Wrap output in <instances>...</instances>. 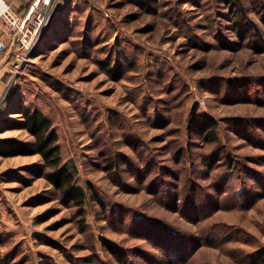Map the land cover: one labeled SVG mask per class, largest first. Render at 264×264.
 <instances>
[{
	"label": "rangeland",
	"instance_id": "rangeland-1",
	"mask_svg": "<svg viewBox=\"0 0 264 264\" xmlns=\"http://www.w3.org/2000/svg\"><path fill=\"white\" fill-rule=\"evenodd\" d=\"M240 2L255 30L237 27L226 0H51L29 48L11 31L0 49V138L32 141L15 111L41 110L88 199L82 219L42 176L39 154L0 156L6 264H124L100 236L132 264H166L149 221L230 240L176 264H246L264 247V0ZM194 108L218 120L217 143L189 128ZM191 201L209 216L194 219Z\"/></svg>",
	"mask_w": 264,
	"mask_h": 264
},
{
	"label": "trees",
	"instance_id": "trees-1",
	"mask_svg": "<svg viewBox=\"0 0 264 264\" xmlns=\"http://www.w3.org/2000/svg\"><path fill=\"white\" fill-rule=\"evenodd\" d=\"M37 1V0H36ZM226 3L233 7V10L237 14V21L234 23L238 28L242 26L249 27L250 30H255V24L250 23L244 15L243 6L240 0H226ZM32 9V4L28 6L25 12L21 13L23 18H26ZM12 44L15 45L18 41L15 38V34L12 36ZM18 43V42H17ZM11 44V45H12ZM1 57V54H0ZM4 80V78H3ZM9 99L4 100L3 105L0 107V121H3V115L8 110ZM18 114V118L14 120L16 124H19L24 128L30 136L33 137L32 141H23L12 137L0 138V156L9 157L19 154H39L42 159L41 174L58 192L60 198L67 204L75 207L79 213L80 218L85 217V204L88 199V192L84 186L77 182V167L73 163L64 161L61 154V147L59 144V134L50 117L45 115L41 110L32 108L25 103H22L15 111ZM189 128H196V134L202 142L207 144L217 143L219 141L218 134V120L209 113L198 112L194 108L189 117ZM205 160V159H204ZM229 170L237 169L235 167V161L230 157L226 158ZM204 164H208L205 161ZM109 165L114 166V162ZM225 184L227 179L224 180ZM90 196L92 199L105 208V203L98 196L96 191L90 186ZM159 192V190L157 191ZM198 201H191V205L195 209L194 219H204L208 217L210 211H203L202 204L199 205ZM237 205H238V201ZM190 205V207H191ZM204 206V205H203ZM164 224V223H163ZM161 224L156 225L154 221L145 223V230L152 232L153 240L158 238L159 241H166L167 247H165V255L167 256L168 263L176 264L179 262H186L190 260L191 251L196 246L212 245L218 246L223 241V233L221 230H212L199 237L194 235H184L181 232L172 230L171 227ZM155 236H157L155 238ZM171 238H173L171 240ZM186 239L190 240V244L186 242ZM169 242L167 243V241ZM99 241L104 248L113 258L120 263H130V252L128 249L120 246L117 242L108 239L104 236L99 237ZM179 245L178 250H175ZM99 264H108L97 257ZM246 264H264V247H258L257 249L246 253L242 259ZM0 264H6L4 258L0 257Z\"/></svg>",
	"mask_w": 264,
	"mask_h": 264
},
{
	"label": "built area",
	"instance_id": "built-area-1",
	"mask_svg": "<svg viewBox=\"0 0 264 264\" xmlns=\"http://www.w3.org/2000/svg\"><path fill=\"white\" fill-rule=\"evenodd\" d=\"M40 1L42 2L41 7L40 3L33 4L31 12L26 18L17 15L6 2V8L0 7V19L9 23L10 30L15 34V38L19 39L22 48H29L31 39L48 18L47 6L51 0Z\"/></svg>",
	"mask_w": 264,
	"mask_h": 264
},
{
	"label": "crops",
	"instance_id": "crops-1",
	"mask_svg": "<svg viewBox=\"0 0 264 264\" xmlns=\"http://www.w3.org/2000/svg\"><path fill=\"white\" fill-rule=\"evenodd\" d=\"M4 1L11 6L13 11L17 15H19L21 17H22L21 13L25 12V10L28 8V6L30 4H32V6H33V4L36 2V0H4ZM9 31H10V33H9ZM11 34H12V32L10 30L9 23L6 22L4 19H0V49L3 48L2 45H4V44H5L4 48L11 46L8 43L9 39L11 38ZM2 77L3 76L0 75V100H2L1 88L5 86V82H4Z\"/></svg>",
	"mask_w": 264,
	"mask_h": 264
},
{
	"label": "bare ground",
	"instance_id": "bare-ground-1",
	"mask_svg": "<svg viewBox=\"0 0 264 264\" xmlns=\"http://www.w3.org/2000/svg\"><path fill=\"white\" fill-rule=\"evenodd\" d=\"M0 7L1 8H6V4L4 0H0Z\"/></svg>",
	"mask_w": 264,
	"mask_h": 264
}]
</instances>
